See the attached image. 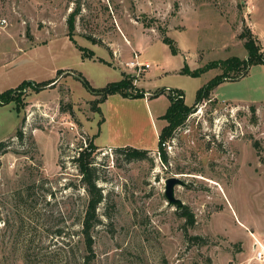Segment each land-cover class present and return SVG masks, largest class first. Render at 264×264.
<instances>
[{"label":"rangeland","instance_id":"rangeland-1","mask_svg":"<svg viewBox=\"0 0 264 264\" xmlns=\"http://www.w3.org/2000/svg\"><path fill=\"white\" fill-rule=\"evenodd\" d=\"M68 8L77 10L78 34L71 39ZM20 15L28 23L26 61L13 80L4 77L17 72L10 63L0 69L3 83L7 90L28 82L56 84L38 92L28 87L19 116L13 102L0 105V135L7 140L0 152V264H83L88 197L72 158L91 140L88 133L98 146L92 157L104 197L96 211L100 223L90 232L93 264H253V242H264V64L221 83L195 107L197 90L224 69L217 65L198 77L180 70L186 63L194 70L245 59L239 35L244 27L252 32L250 22L264 47V0H0V20ZM115 18L124 19L122 31L138 41V61L148 68L116 65L112 49L127 47ZM36 28L41 32L32 41ZM165 37L178 54L162 42ZM106 39L111 52L101 43ZM10 45L0 31V51ZM78 76L96 90L128 77L133 93H149L143 98L158 131L168 90H181L193 108L161 144L162 152L157 141L155 151L127 161L115 148L105 153L106 141L113 132L132 141L146 128L142 98L118 94L116 104L112 99L92 111L99 97ZM161 90L167 91L150 96ZM106 110L109 123L99 125ZM172 177L185 184L174 188L182 208L164 197ZM184 207L192 225L181 215Z\"/></svg>","mask_w":264,"mask_h":264},{"label":"trees","instance_id":"trees-1","mask_svg":"<svg viewBox=\"0 0 264 264\" xmlns=\"http://www.w3.org/2000/svg\"><path fill=\"white\" fill-rule=\"evenodd\" d=\"M77 10L72 11L66 20L67 24V36L71 39L74 31H75V15ZM240 39L244 40L243 47L246 50V58L243 60H239L236 57L229 58L219 64L216 62H210L206 64L201 69H194L191 70L187 64L180 70L181 74L190 76V77H198L202 73L207 70L216 68L217 65H221L223 67V72L214 76L210 79L204 86L199 88L196 93L195 102L193 103V107L197 104L201 103L204 100H208L211 93L223 82L226 81H234L238 80L244 76H246L249 72V68L252 65L257 64H264V51L257 39L256 36L252 34L250 29L244 27L243 31L239 35ZM94 41V39H91ZM165 45H167L173 55L178 54V50L174 45V42L165 37L162 41ZM60 74V71L58 72ZM125 78L118 81L109 83L102 89L96 90L89 86L88 82L84 80L82 77L78 76L77 78L82 82L85 88H87L92 93H95L99 100L97 102H93V110L92 111H100L98 104L103 103L106 98L113 94H119L125 98H143L144 91H135L133 93L132 89V82L129 80L128 77L124 76ZM56 84L55 80H50L47 82L41 83H24L20 85L16 90H6L0 93V105L8 104L13 102L15 104L14 108L15 111L19 114L21 109L24 107V102L22 100V96L24 95V89L28 87H32L35 92L40 90H44L46 88H53ZM167 90L156 91L151 95V97H156L160 94L165 93ZM167 97L169 100V105L164 113L160 118L166 122V125L160 130L158 134V149L161 150V144L168 139L171 135L173 129L180 125L183 122L184 117L192 111V106H187L184 103V94L181 90H168ZM97 105V106H96ZM252 111L254 108L250 107ZM22 122V120H21ZM103 123V118L100 119L99 125ZM17 138H22L21 131L17 128L16 133L14 134ZM0 141V152L5 149V142ZM96 146L93 144V137L90 141L87 142L86 147L80 146L82 148L80 151H77V156L72 158V161L76 164L79 168L81 174V182L84 187V190L87 194L88 201L85 207L83 219L81 222V233L83 235V239L85 242V249L86 253L83 258V264H93L94 253H93V239L91 237V229L97 224L100 223V220L97 216V208L99 204L102 203L104 197L101 192V189L96 186L97 178V169L93 165V157L92 153L96 149ZM116 153H123L125 159L127 161H133L140 159L146 155L147 151L138 150L131 147H124V148H115L114 150ZM163 160L165 161V157L163 156ZM181 215L186 217L187 223L192 225L193 217L189 210L184 207L181 210ZM189 239L194 241H200V238L197 236L190 237Z\"/></svg>","mask_w":264,"mask_h":264},{"label":"crops","instance_id":"crops-1","mask_svg":"<svg viewBox=\"0 0 264 264\" xmlns=\"http://www.w3.org/2000/svg\"><path fill=\"white\" fill-rule=\"evenodd\" d=\"M253 9H255V6L253 7ZM253 9H252V11H250L251 16L253 15ZM70 11H71V9L68 8L67 13H71ZM58 14L60 15V9L57 10L56 17L58 16ZM123 18H124V15H123ZM123 18L121 20H119V19L117 20L115 18L116 24H115L114 28L123 37L127 48H125V50H122V46H119V47L117 46V47H114L112 49V52H111L112 43L110 41H109L110 43H108V41L106 39V42L102 40L101 43L111 52V55H112V58L114 59V61L116 59V61H115L116 65L125 67V66H123V63L131 61L132 58L130 57V59H122V57H123L122 54L124 52H128V53H131V55H134V54L139 55L140 52L138 49H139L140 45L138 44V41L136 42V39L134 36H132L131 40H130L129 38H127L126 33L122 31V26L124 24V23H122L124 20ZM3 20L5 21V25L4 26L0 25V31L3 32L5 37L11 42V45L8 48L4 47L0 51V62H2V64L0 65V69L7 67L8 64L10 63V65H12V67H10V68L16 69L17 72L11 73V74H6L4 77H10L11 80H13L19 74L18 69L26 61L25 57H26L28 46L30 43L29 37H28V27H27L28 23L25 19L22 18V15H20L19 18L9 17L7 20L6 19H3ZM134 21L136 22L137 19H134ZM44 24H45V21H44ZM250 24H251V26H250L251 30L253 32L252 34L257 37V39H258V41L262 47V50L264 51V47L262 46L261 39H260V34L256 30V27L254 25L255 23L250 22ZM46 27H47V25H45L41 31H46V29H47ZM125 27H133L138 33L137 39L140 37L139 30L136 29L134 26H131V25L128 26L126 24ZM35 31H37L38 35L41 32L37 28H36V30L33 29V31H32L33 40L32 41H35V39H34V37H35L34 32ZM110 32L111 31L106 32L105 33L106 36H107V34H110ZM74 34H78V32L75 30ZM66 35H67V30H66ZM92 38H94V36ZM140 39H141V37H140ZM38 43H40V41L36 42V44H38ZM185 61H186V58H185ZM187 66L190 68V66L188 64H187ZM130 70L131 69H129V71ZM4 77L0 75V93L6 91L10 86V85L3 83V79L5 80ZM144 95L149 96V93L145 91ZM118 97H121V96H118V94H113V95L108 96L106 98V100L104 101L103 105H105L107 107L111 103L112 99H113V101H115L114 103L116 104V102L118 101L117 100ZM138 101H139V103H141L142 108H144L143 121L145 122L146 128L144 127V130L140 131V132L136 131L137 133H139V135L132 141L121 137L120 135L117 134V132H113V133L109 134L107 137L106 147H108V148L131 147V148H135V149L143 150V151H155L156 150L155 144L158 141V134L160 131H158L155 120L153 119L152 116H150V113L147 110V107H148L147 105L149 103H148V100H146V97L139 99ZM14 110H15V108H14ZM16 114L19 116V114L17 112H16ZM162 115H164V113L159 116L160 121L163 122L161 129L166 125V122L160 118ZM18 116H17V118H18ZM108 123H109V117H108V111L106 110L105 118H104V121L101 125L106 124V126H107ZM102 128H103V126H102ZM99 134H100V131H99ZM99 134H98L97 138L99 137ZM88 135L92 138L91 134L88 133ZM122 138L124 140H122ZM4 140H6V135H0V141H4ZM93 144L96 147H98L95 144L94 139H93Z\"/></svg>","mask_w":264,"mask_h":264},{"label":"built area","instance_id":"built-area-1","mask_svg":"<svg viewBox=\"0 0 264 264\" xmlns=\"http://www.w3.org/2000/svg\"><path fill=\"white\" fill-rule=\"evenodd\" d=\"M0 25L4 26L5 25V21L1 20L0 21ZM125 65L127 67L130 68H137L139 70L140 67L143 68H148L149 64L145 63L142 64L141 62L138 61V55L134 54L132 57V60L129 62H126ZM27 88H25L23 91L26 92ZM87 142H85L84 146L82 147H86ZM82 148H79V151ZM105 150V149H102ZM111 151V148H107L105 153H108ZM251 261L253 262V264H264V242H260L257 240H254L253 242V248H252V256H251Z\"/></svg>","mask_w":264,"mask_h":264},{"label":"water","instance_id":"water-1","mask_svg":"<svg viewBox=\"0 0 264 264\" xmlns=\"http://www.w3.org/2000/svg\"><path fill=\"white\" fill-rule=\"evenodd\" d=\"M184 182L176 177L169 178L165 181L164 187V197L169 206H175L177 208H182V202L175 198L174 188L176 186H184Z\"/></svg>","mask_w":264,"mask_h":264}]
</instances>
